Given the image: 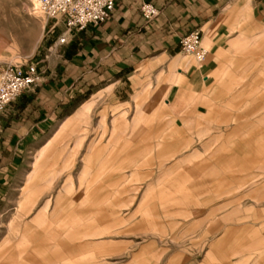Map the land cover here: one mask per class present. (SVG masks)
Segmentation results:
<instances>
[{
  "label": "rangeland",
  "instance_id": "1",
  "mask_svg": "<svg viewBox=\"0 0 264 264\" xmlns=\"http://www.w3.org/2000/svg\"><path fill=\"white\" fill-rule=\"evenodd\" d=\"M52 25L31 0H0V73L36 64L57 47L61 24L50 31ZM263 40L251 65L234 66L231 88L202 98L204 113L163 112V70L130 74L95 106V125L107 115L105 131L85 130L77 145L71 117L108 85L86 91L28 147L0 198V264H264ZM115 114L131 129L114 132ZM215 138L235 144L223 148L237 147L239 161L217 158L215 145H189ZM193 149L208 151L191 156ZM29 190L32 205L19 213Z\"/></svg>",
  "mask_w": 264,
  "mask_h": 264
},
{
  "label": "crops",
  "instance_id": "2",
  "mask_svg": "<svg viewBox=\"0 0 264 264\" xmlns=\"http://www.w3.org/2000/svg\"><path fill=\"white\" fill-rule=\"evenodd\" d=\"M143 2L160 11L151 23H146L140 14ZM60 28L62 32L63 25ZM194 31L201 33L202 44L209 51L200 67L183 55L180 46L181 39ZM261 38H264V0H120L106 23L75 34L68 45L50 47L36 63L42 73L41 85L24 93L1 114L0 198L20 170L28 147L37 144L54 123L66 119L86 91L108 85L81 104L71 117L70 134L77 136V145L86 138L85 130L106 129L105 111L94 124L98 100L110 93L113 86L116 91L121 89L129 81L128 76L143 67L155 75L164 71V84L159 89L164 113H204L199 105L202 98H209L215 87L227 90L233 86L237 79L234 66L252 64L255 44ZM85 104L91 106L83 117L80 114ZM135 112L138 119L143 109L138 107ZM119 120L115 114L110 122L114 132L121 126L125 132L131 129L129 122ZM67 125L68 119L61 123L59 132ZM118 135L115 133V137ZM224 140L206 139L189 145H215L217 158L239 161L238 148H223L235 145ZM236 145L246 147L247 143ZM202 151L208 149H193L190 154ZM199 169L200 166L193 167L192 171ZM32 178L29 173L27 181ZM52 180L49 177L46 183L50 185ZM33 196L32 190L22 194L17 206L19 213L31 207ZM50 202L47 201L45 209Z\"/></svg>",
  "mask_w": 264,
  "mask_h": 264
},
{
  "label": "built area",
  "instance_id": "3",
  "mask_svg": "<svg viewBox=\"0 0 264 264\" xmlns=\"http://www.w3.org/2000/svg\"><path fill=\"white\" fill-rule=\"evenodd\" d=\"M34 11L53 23L50 31L63 25V31L57 39L59 46L68 45L75 34L88 27H98L112 16L120 0H34ZM140 14L146 23L153 22L160 11L150 3L143 2ZM182 52L202 65L209 51L202 44V35L194 31L180 41ZM42 73L38 65H8L0 73V116L5 109L15 103L24 93L40 86Z\"/></svg>",
  "mask_w": 264,
  "mask_h": 264
},
{
  "label": "bare ground",
  "instance_id": "4",
  "mask_svg": "<svg viewBox=\"0 0 264 264\" xmlns=\"http://www.w3.org/2000/svg\"><path fill=\"white\" fill-rule=\"evenodd\" d=\"M31 2L33 3V6H36V2L34 0H31ZM35 14H39L38 12L35 11ZM89 104H85L82 110V114H80L81 116L85 117L87 115V111L89 110ZM75 117V116H74Z\"/></svg>",
  "mask_w": 264,
  "mask_h": 264
}]
</instances>
